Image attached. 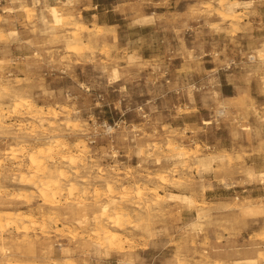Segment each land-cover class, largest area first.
<instances>
[{
  "label": "rangeland",
  "instance_id": "1",
  "mask_svg": "<svg viewBox=\"0 0 264 264\" xmlns=\"http://www.w3.org/2000/svg\"><path fill=\"white\" fill-rule=\"evenodd\" d=\"M0 214V264H264V0H0Z\"/></svg>",
  "mask_w": 264,
  "mask_h": 264
},
{
  "label": "bare ground",
  "instance_id": "2",
  "mask_svg": "<svg viewBox=\"0 0 264 264\" xmlns=\"http://www.w3.org/2000/svg\"><path fill=\"white\" fill-rule=\"evenodd\" d=\"M234 6L233 5L229 8V12L231 14V16L234 14ZM52 10V15L54 17V21L55 24L57 26H60L61 24H63V18L61 16V14L58 12V10L56 9V7L52 6L51 7ZM233 17V16H232ZM206 124H210L209 122H207ZM53 150L51 147L47 148L45 151L43 149H39L36 152L32 153L30 156V163L33 166V168L36 169L35 173L38 174L40 173L38 176L39 182L38 184L33 181L32 179L34 177L28 178L25 176H22L20 182L26 185H32V184H36V187L38 188V190L40 191L41 195L48 200L50 196L54 197L56 195V192H54V190L57 191H63L64 190V184L61 181L64 178V172L61 170L58 174L57 177L55 178L52 175V172H49L45 167H44V163L41 160L42 158H44L45 156H50L52 154ZM63 161L65 162H70L71 164H75V159L73 158V156H64L63 157ZM49 172V173H48ZM41 182V183H40ZM75 190V184H71V187L69 189V193L73 194ZM109 191L113 192V186L109 185ZM126 194H129L128 190L126 191ZM138 196L142 195V192L140 190H138L137 192ZM178 199H180V197H177ZM175 199V198H174ZM182 201L185 202H189L191 203L192 201L190 200V198H186L183 197L181 198ZM117 203L116 199H113L112 201H110L109 204H105L101 207L102 209V213L106 214L107 211L110 210V206L115 205ZM75 208H78V212H76V220L78 221L79 225H83V224H87L88 221V210L90 209L87 205L80 203L78 206H76ZM70 211H73V208L70 209ZM114 216L116 217H111V223L114 225H118V222L121 219V214H119V212H116V214H114ZM95 221L97 224H95V228L96 231L95 233H97V237L100 240H103V238L106 239V242L110 245H120L121 244V240L120 237L117 236H112V235H107V232H104L105 237H103V235L101 236L100 231H102V224H101V220L99 219V217H95ZM24 221H22V219L18 218V217H14V216H8V215H1L0 214V238L2 239V230L5 229V226L8 225H19L20 223H23ZM27 228V227H24Z\"/></svg>",
  "mask_w": 264,
  "mask_h": 264
}]
</instances>
